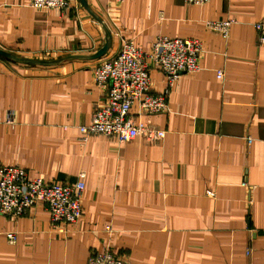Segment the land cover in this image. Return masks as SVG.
<instances>
[{
    "label": "crops",
    "instance_id": "crops-1",
    "mask_svg": "<svg viewBox=\"0 0 264 264\" xmlns=\"http://www.w3.org/2000/svg\"><path fill=\"white\" fill-rule=\"evenodd\" d=\"M85 1L96 18L78 0L67 12L0 0V50L62 60L33 66L0 56V118L9 119L0 124V163L57 185L84 174L77 223L53 227L42 204L0 217V264H87L90 252L105 250L131 264H264V41L255 29L264 26V0ZM225 20H233L226 40L206 30ZM107 35L105 55L87 59ZM159 36L202 46L198 72L171 89L169 112L130 110L164 139L82 140L79 128L105 98L94 68L123 42L149 52ZM149 64L150 90L162 93L164 76Z\"/></svg>",
    "mask_w": 264,
    "mask_h": 264
},
{
    "label": "built area",
    "instance_id": "built-area-1",
    "mask_svg": "<svg viewBox=\"0 0 264 264\" xmlns=\"http://www.w3.org/2000/svg\"><path fill=\"white\" fill-rule=\"evenodd\" d=\"M117 4L124 0H109ZM186 5L203 6L212 0H181ZM36 9L67 12L69 0H30ZM233 20L207 21L206 30L216 33L224 40ZM258 41H264V26L255 25ZM202 46L197 39L157 37L149 52H143L131 42H123L118 52L94 68V83L105 93L103 104L93 113L91 122L81 126L82 140L89 136L115 137L121 144L138 138L150 144L161 142L165 131L153 124L135 121L130 110L137 103L138 114L154 116L169 112L168 97L175 82L183 75L198 72V60ZM163 74L166 88L162 93L150 90V64ZM217 79L223 78V71L216 72ZM9 122L0 118V124ZM251 140L247 138V144ZM84 174L72 185H57L42 179L29 180L24 169L4 166L0 163V217L18 219L26 216L30 209L42 204L50 216L53 227L60 224L72 225L81 218L80 200L84 190ZM6 238L10 244L16 242V234L9 232ZM251 250H245L250 257ZM87 264H131L114 256L108 250L102 253L90 252Z\"/></svg>",
    "mask_w": 264,
    "mask_h": 264
},
{
    "label": "water",
    "instance_id": "water-1",
    "mask_svg": "<svg viewBox=\"0 0 264 264\" xmlns=\"http://www.w3.org/2000/svg\"><path fill=\"white\" fill-rule=\"evenodd\" d=\"M80 2V4L94 17L96 18L88 9L86 1L85 0H78ZM110 41H111V37L109 35H107L105 44L103 45L102 48H100L94 55L87 57V59H98L100 57H102L103 55H105V53L107 52L109 45H110ZM0 56L4 57L8 60L14 61V62H18V63H23L26 65H33V66H53L56 64H59L60 62H62V60H57V61H42V60H32V59H25V58H18L10 53L4 52L2 50H0ZM72 58H77V57H68L66 59H72Z\"/></svg>",
    "mask_w": 264,
    "mask_h": 264
}]
</instances>
